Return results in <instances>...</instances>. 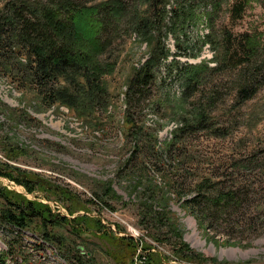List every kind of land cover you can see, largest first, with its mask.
Listing matches in <instances>:
<instances>
[{"label":"rangeland","instance_id":"374dc122","mask_svg":"<svg viewBox=\"0 0 264 264\" xmlns=\"http://www.w3.org/2000/svg\"><path fill=\"white\" fill-rule=\"evenodd\" d=\"M113 1L0 0V161L66 188L85 209L72 208L75 215H70L64 199L40 191L28 194L4 178L0 187L49 203L53 212L70 220L81 213L101 225L96 237L86 231L76 235L69 226L58 228L56 236L64 245L60 249L32 231L0 224V253L7 255V264H264V0L195 4V22L187 25L188 47L180 50L163 23L149 25L148 35L160 33L165 47L176 53L168 62L178 61L172 71L162 63L150 85L153 98H141L134 109L137 121L161 127L156 142L145 140L143 134L134 139L123 124L127 80L151 52L142 34L132 29L135 14L147 16V3L117 0L124 11L105 16ZM233 1L247 3L239 19L232 18ZM76 9H89L95 21H108L102 28L97 55L102 73L97 78L109 104L96 106L95 118H87V123L66 107L48 106L37 98L38 91L48 93L64 84V78L41 87L25 80L35 67L28 48L37 34L32 32L22 45V26L10 23L15 12L34 28L46 26L50 19L71 24ZM25 60L30 62L26 69ZM106 64L113 68H104ZM198 65L202 71L197 81L186 88L185 69ZM93 74L90 70L85 75ZM86 79L80 76L79 83L88 84ZM244 87H254L256 93L240 102L238 93ZM200 107L205 108L210 128L185 130L166 150L164 144L179 120L174 112L190 119ZM8 147L27 153L8 161ZM210 175L214 184L208 185L209 196L231 187L237 194L226 205L221 203L222 208L212 206L202 224L183 203ZM167 182L174 189L171 199L163 201L160 194L168 190ZM149 185L158 188L149 190ZM166 212L169 219L159 222ZM174 232L189 248L186 258L176 253L179 241ZM100 235L121 247L110 246Z\"/></svg>","mask_w":264,"mask_h":264},{"label":"trees","instance_id":"16d2710c","mask_svg":"<svg viewBox=\"0 0 264 264\" xmlns=\"http://www.w3.org/2000/svg\"><path fill=\"white\" fill-rule=\"evenodd\" d=\"M203 1L208 0H145L147 3V10L145 11L147 16L139 18L135 14L132 19V29L135 30L136 35L142 34L143 39L149 44L148 48L151 49L149 57L127 80L126 90L123 93L125 107L123 114L124 132L130 133L136 140L139 134H143L146 138L145 140L157 141V131L161 127L153 129V127L146 126L143 122L137 121L134 116V109L142 102L141 98L152 97L149 94L150 85L155 80V72L162 63H168L166 66L169 71H172L178 65V61L175 59L168 62L170 57H177L176 53H170L169 49L165 47L160 33L157 36L148 35V27L149 25L154 26L158 23H163L164 28L174 38L175 48L177 50H180L181 46L187 48L188 43L186 41L189 40L186 34L188 31L187 25L189 22L195 20L194 5ZM209 1L213 5L212 2L216 0ZM113 3L114 6L107 13H104L105 16L121 15V12L124 11L121 9L122 6L119 1L115 0ZM101 7L99 6L97 9ZM169 7L170 9H168ZM246 8L247 3L233 1L230 6L232 18L234 19L235 16L237 19L241 18ZM89 9H76L72 14L71 24L50 19L47 21L46 26H37L35 28L32 24L28 26L26 20L15 12L10 17L11 24H20L22 26L20 34V38L23 41L22 45L28 43V38L32 32L37 34L36 39L33 40V43H29L30 48H28L30 54L32 53L34 57L35 67L27 73L29 76L26 74L25 80L34 82L38 87H41L42 83H53L57 80L58 76L64 78V84L51 88L48 93L38 91L36 94L37 98L40 99L41 103L48 106L58 104L59 106L66 107L69 111L75 112L80 118H84L85 120L87 118L88 120L95 118L94 110L96 106L101 105L103 108H106L109 104V97L97 78V76H100L99 73H102V67L97 62V55L102 50V28L106 26L108 21L101 19L95 21L92 18L93 12L89 11ZM207 37L208 34L204 35L203 38L206 39ZM204 41L201 42L202 45ZM25 61H27L26 64L21 63L24 69L30 65L29 60ZM103 67L109 69V67L113 68V65L106 64ZM90 70L94 74L88 77L85 74L89 73ZM201 71L202 67L200 65L189 66L185 69L183 79L186 80V88L197 81L196 78L199 77ZM80 76L87 78V83H90V85L80 84ZM91 77H93L94 81H90ZM255 93L256 89L254 87H244L239 91L238 99L240 102H245L254 96ZM154 104L156 108L161 109L158 102ZM174 115L179 120L177 121L175 131H173L172 138L164 144L166 150H169L172 144L179 140V135H183L185 130H207L211 126L206 119L204 107L196 109L194 117L190 119L184 118L183 113L174 112ZM85 123H87V120ZM88 123L92 124L95 122L88 121ZM26 153L24 149L18 147H8L4 151L5 158L8 161ZM0 178H4L22 187L28 194L40 191L64 199L70 204L68 208L70 215H75V211H78V209H85L80 199L77 196H72L66 188L53 184L35 173L23 171L1 161ZM212 179V175L206 179H201L196 186V195L183 203V207L191 211L202 224L206 222V214L210 212L212 206L215 210L222 208L220 206L221 203L224 202L226 205L227 201L234 199L237 194V189H232L231 187L217 192L215 196H209L211 194V187H208V185L210 186L211 184L212 186L214 184L212 183ZM167 184L168 190H162L160 194L163 201L171 199L170 196L172 194L170 192L174 189L173 184L168 182ZM149 186H151L149 190L158 188L156 185L155 187L154 185ZM145 187L148 190L149 187ZM107 191L110 192L111 189H107ZM203 201H206V203H203ZM165 207H167L166 204ZM50 208L48 204L42 203L37 199L29 200L19 192L7 187H0V224L9 225L20 231H32L38 234L46 243H57L60 249L64 247L63 243L59 240L60 237L56 236V230L60 227L69 226L71 231L76 235H81L86 231L96 237V234L100 232L101 225L99 220L90 218L87 214L77 215L70 220L53 212ZM82 209L81 211H83ZM84 212L88 213L86 210ZM168 213H162L159 222L163 219H169L167 217ZM174 234L175 238L179 241V249L176 250V253L181 258H186L188 255L185 254V250L188 251L189 248L182 242L179 233L174 232ZM98 238L104 239L103 241H109V245L112 247H121L118 243L114 244L106 235H100ZM6 259L7 255L0 253V264H7ZM193 259L199 260L200 258L194 257ZM200 261H204V259H200ZM212 262L217 264V261Z\"/></svg>","mask_w":264,"mask_h":264},{"label":"built area","instance_id":"2783aa9c","mask_svg":"<svg viewBox=\"0 0 264 264\" xmlns=\"http://www.w3.org/2000/svg\"><path fill=\"white\" fill-rule=\"evenodd\" d=\"M44 203H46V202H44ZM46 204H48L49 206H50V204L49 203H46ZM51 207V206H50ZM52 208V207H51ZM56 208H59L58 206H56ZM53 211V210H52ZM55 213H57V212H55ZM57 214H61L62 215V212H60V211H58V213ZM129 233H130V231H129ZM128 236H132V233H130V235H128ZM136 236H138V235H136ZM139 246V245H138ZM139 249H141V247H138Z\"/></svg>","mask_w":264,"mask_h":264},{"label":"water","instance_id":"95a60500","mask_svg":"<svg viewBox=\"0 0 264 264\" xmlns=\"http://www.w3.org/2000/svg\"><path fill=\"white\" fill-rule=\"evenodd\" d=\"M80 214H81V213H79V214H77V215H80ZM77 215H76V216H77ZM72 218H73V217H72Z\"/></svg>","mask_w":264,"mask_h":264}]
</instances>
